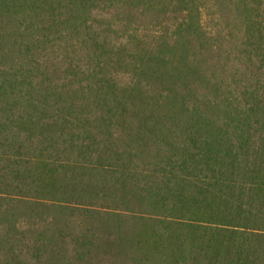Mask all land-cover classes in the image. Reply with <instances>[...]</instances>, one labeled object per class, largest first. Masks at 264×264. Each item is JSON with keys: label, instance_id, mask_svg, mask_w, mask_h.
I'll list each match as a JSON object with an SVG mask.
<instances>
[{"label": "trees", "instance_id": "obj_1", "mask_svg": "<svg viewBox=\"0 0 264 264\" xmlns=\"http://www.w3.org/2000/svg\"><path fill=\"white\" fill-rule=\"evenodd\" d=\"M0 264H264V0H0Z\"/></svg>", "mask_w": 264, "mask_h": 264}]
</instances>
